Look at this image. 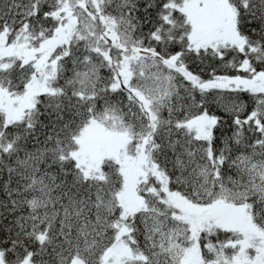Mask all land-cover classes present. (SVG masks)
<instances>
[{
	"label": "snow or ice",
	"instance_id": "1",
	"mask_svg": "<svg viewBox=\"0 0 264 264\" xmlns=\"http://www.w3.org/2000/svg\"><path fill=\"white\" fill-rule=\"evenodd\" d=\"M0 264H264V0H0Z\"/></svg>",
	"mask_w": 264,
	"mask_h": 264
}]
</instances>
